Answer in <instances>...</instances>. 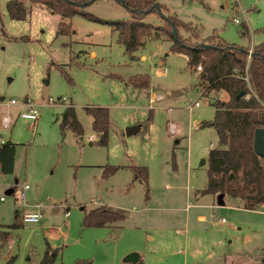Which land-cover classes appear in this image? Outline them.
Returning a JSON list of instances; mask_svg holds the SVG:
<instances>
[{
  "label": "rangeland",
  "instance_id": "rangeland-1",
  "mask_svg": "<svg viewBox=\"0 0 264 264\" xmlns=\"http://www.w3.org/2000/svg\"><path fill=\"white\" fill-rule=\"evenodd\" d=\"M10 1L0 0V141L17 146L14 174H0V232L15 224L16 210L35 213L40 206L43 219L23 224L20 216L23 228H7L11 237L0 242V264H40L48 248L57 252L55 264H128L130 254L142 264H261L264 213L246 211L228 196L224 206L216 196H197L208 183L210 151L218 147L217 131L201 128L215 118L214 95H202L200 77L183 54L171 52L168 37L146 38L133 60L108 25L77 16L62 36L60 16L34 6L28 20L16 22L7 12ZM158 2L166 17L187 23L180 35L192 44L210 37L213 44L245 48L264 43V0ZM85 11L104 21L131 20L115 0H98ZM146 22L166 25L155 14ZM139 76L148 78V89L131 85ZM157 95L166 99L153 106ZM27 99L39 107L37 122L18 118ZM70 105L82 137L61 132ZM88 107L110 112L107 147L98 144ZM5 116L14 121L10 129L2 125ZM91 136L96 143H89ZM132 166L148 168V188L134 180ZM114 167L119 170L106 176ZM24 186L30 187L26 204L11 192ZM99 205L120 211L123 229L85 228L86 210Z\"/></svg>",
  "mask_w": 264,
  "mask_h": 264
},
{
  "label": "trees",
  "instance_id": "trees-1",
  "mask_svg": "<svg viewBox=\"0 0 264 264\" xmlns=\"http://www.w3.org/2000/svg\"><path fill=\"white\" fill-rule=\"evenodd\" d=\"M97 1L29 0L31 7L27 8L24 0H12L7 4V12L11 20L24 22L31 17L32 7L45 8L62 18L58 31V35L62 36L69 35L71 22L67 23V20L71 21L77 16L108 25L117 33L119 44L133 60L135 54L145 47L146 38L159 39L160 35L167 36V41L172 42L171 52L187 56L191 70L202 65L200 89L203 96L214 95L212 106L216 110L215 118L211 122H203L201 128L213 127L217 131L219 141L218 147L210 151L208 183L202 194L239 199L243 208L249 211L264 207V159L259 158L254 151L255 132L264 128V43L254 46L251 54L250 48L223 41L213 44L212 37L206 43L192 44L180 35V30L188 27L187 23L175 15L166 17L163 13L166 6L158 0H115L130 13L131 20L128 21H104L87 13L85 9ZM153 14L163 19L165 27H154L146 22L147 17ZM130 83L137 89H148L150 86L148 78L143 76L132 78ZM222 92L228 95V101L218 99V94ZM86 113L92 118L93 131L100 135L98 144L107 147L110 130L109 110L88 107ZM60 128L63 135L67 131H72L76 137L84 135V128L73 105L66 108ZM16 146H0V174H14ZM131 168L134 180L145 183L148 188V168ZM118 170L117 167L109 168L106 170V176L113 175ZM124 220L123 215L101 207L85 213L84 226L109 228ZM19 221L17 210L15 224L7 228H23ZM10 237L9 232H0L1 243H8ZM56 257L57 252L48 248L40 264H55ZM261 264H264V261Z\"/></svg>",
  "mask_w": 264,
  "mask_h": 264
},
{
  "label": "built area",
  "instance_id": "built-area-1",
  "mask_svg": "<svg viewBox=\"0 0 264 264\" xmlns=\"http://www.w3.org/2000/svg\"><path fill=\"white\" fill-rule=\"evenodd\" d=\"M234 22L236 24H240V21L237 19H234ZM253 48H254V46L252 45L250 47V54L252 53ZM193 71H194L195 75L199 78L203 73L202 65H198L196 68H194ZM163 74L166 75L167 71L165 70L163 72ZM4 100H5V98H0L1 102H3ZM164 100H165V97L163 95H158V96H156V98L154 100L151 101V103L154 105V103H157V102L160 103V102H163ZM10 105L16 106V105H18V103L15 100H12L10 102ZM23 106L25 107V111L23 113H20L18 115V118L25 120V121H31V122H37L40 119L39 107L33 101H31L30 99H27L24 101ZM200 106H201V103L197 102L194 107L199 108ZM193 108H190L191 113L193 112ZM13 123H14V121L11 117H9V116L3 117L2 125L4 128H6V129L12 128ZM171 130L173 133H175V130H176L175 125H173V124L171 125ZM88 141H89V143H96L97 137L96 136L88 137ZM5 144H7V143L4 140L0 141V146L5 145ZM29 189H30L29 186H24L18 192H17V190L11 191V192L16 197L17 201H21V202H23V204H26V194H27ZM3 200L4 199H2V201ZM42 219H43V212L41 211L40 206L37 207V211L35 213H32V212L26 213L25 212L23 217H22L23 224H37Z\"/></svg>",
  "mask_w": 264,
  "mask_h": 264
},
{
  "label": "crops",
  "instance_id": "crops-1",
  "mask_svg": "<svg viewBox=\"0 0 264 264\" xmlns=\"http://www.w3.org/2000/svg\"><path fill=\"white\" fill-rule=\"evenodd\" d=\"M153 40V39H152ZM150 41V40H149ZM148 42V41H147ZM146 42V43H147ZM171 46H172V44H171ZM145 48V47H144ZM144 48H142L141 50H140V52L141 51H143V49ZM138 53V52H137ZM92 56H95V54H92ZM185 58H186V60L188 61V57L187 56H185V55H183ZM135 58H138V56H135ZM142 60L144 61L145 60V58H142ZM161 75H163V72H162V74ZM169 96L171 95V93L170 92H168L167 93ZM158 96V95H157ZM222 96H226L227 97V100H222ZM165 97V96H164ZM218 99H220L221 101H223V102H226V101H228L229 100V97H228V95L226 94V93H224V92H222V93H219L218 94ZM216 97V98H217ZM156 98V96H154L153 98H152V100H154ZM166 99V98H165ZM152 100H150V101H152ZM165 101V100H164ZM163 101V102H164ZM158 103V102H157ZM154 106V105H153ZM174 125V124H173ZM176 127V126H175ZM176 130H177V128H176ZM176 130H175V132H176ZM81 140H82V138H81ZM13 144V143H12ZM212 149H215V147H213ZM211 149V150H212ZM15 160H16V158H15ZM206 164H207V161H206ZM205 164V165H206ZM205 165H202V166H205ZM2 175V174H1ZM140 182V181H139ZM17 190V188H14L13 189V191H16ZM29 191V190H28ZM197 196H205V195H203L201 192H198L197 193ZM213 196H216L217 197V200H218V205L219 206H224L225 205V200H226V197L227 196H224V197H220V196H218V195H213ZM229 197V196H228ZM230 198H232V197H230ZM233 199V198H232ZM235 200H238L241 204H242V202H241V200H239V199H235ZM242 206H243V204H242ZM101 207H106L108 210H111V211H114L115 212V210H113V209H111V208H109L108 206H104V205H99V206H97L96 208H92V209H90L89 211H91V210H95V209H98V208H101ZM195 207H198L197 205L195 206ZM244 209V208H243ZM245 210V209H244ZM17 211V210H16ZM88 211V212H89ZM246 211H249V210H246ZM18 212H19V216H23L24 215V213H25V211L23 212V214H21V211H19L18 210ZM86 212H87V210H86ZM120 211H118L117 213H119ZM253 212H256V213H260V212H262V213H264V207H262V208H259V209H257V210H254ZM119 214H121V212L119 213ZM122 215V214H121ZM124 216V215H123ZM125 217V216H124ZM125 219H126V217H125ZM198 221L199 222H204L205 221V217H203V216H198ZM40 223V222H39ZM120 224H117L116 226H114V227H111V229L110 230H121V229H123V227H121V226H119ZM8 230L7 229H4V232H7ZM150 239H152V237H150ZM7 244V243H6ZM13 244V243H12ZM9 248H11V243H10V245H9ZM136 257V260L135 261H130L129 260V257L131 258V256L132 257H134V256ZM126 263H128V264H142V260L140 259V257L138 256V255H136V254H130L127 258H126Z\"/></svg>",
  "mask_w": 264,
  "mask_h": 264
},
{
  "label": "water",
  "instance_id": "water-1",
  "mask_svg": "<svg viewBox=\"0 0 264 264\" xmlns=\"http://www.w3.org/2000/svg\"><path fill=\"white\" fill-rule=\"evenodd\" d=\"M243 96L240 95V97ZM136 130H129L128 135H131L135 133ZM7 144H12L11 142H8ZM254 151L258 155L259 158L264 159V128L257 129L255 132V139H254ZM206 161H202V165H205ZM224 197V196H220ZM130 261H135L136 257H132L129 259Z\"/></svg>",
  "mask_w": 264,
  "mask_h": 264
}]
</instances>
